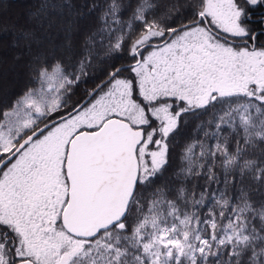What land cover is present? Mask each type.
Listing matches in <instances>:
<instances>
[{"label":"snow or ice","instance_id":"snow-or-ice-1","mask_svg":"<svg viewBox=\"0 0 264 264\" xmlns=\"http://www.w3.org/2000/svg\"><path fill=\"white\" fill-rule=\"evenodd\" d=\"M258 7L188 0L177 23L159 0H40L35 29L14 31L29 83L0 104V264H264ZM94 12L75 63L33 48L63 20L70 50L76 21ZM98 49L128 62L69 103ZM187 117L199 122L165 179Z\"/></svg>","mask_w":264,"mask_h":264},{"label":"trees","instance_id":"trees-1","mask_svg":"<svg viewBox=\"0 0 264 264\" xmlns=\"http://www.w3.org/2000/svg\"><path fill=\"white\" fill-rule=\"evenodd\" d=\"M182 0H177L176 2H172V0H159L160 3V12L168 13L172 18L175 19L177 23H179V20L185 17V14L187 12V3L186 8L182 9L181 6ZM33 4V10L30 12H35L40 4V0H0V49L7 50V54L11 57L17 56V60L21 63H27L29 56H28V50L27 46L24 44H21L19 47H13L14 42V31H18L21 29L28 30V29H35L34 21H27L25 23L22 20L13 22L11 19L7 20V15H11L12 13H15L19 11L20 9H23L25 6H28L29 4ZM71 3L74 6V9H80L81 7L86 6L87 4L92 3V0H71ZM96 3L98 5H102L104 3V0H96ZM175 6V7H174ZM258 9H261V7H258ZM98 12L90 13L85 15L83 18H80L77 21V25L74 29V31L71 33L72 37V47L70 50L63 51L62 54L55 53L56 55L62 57L65 59L66 62L75 63L76 60L80 58V54L84 51V41L87 38V36L93 32L97 26H98ZM59 21V20H58ZM57 21V22H58ZM30 22V23H29ZM32 23V24H31ZM251 26L256 29L255 23L250 22ZM7 29V31H5ZM4 31V32H3ZM41 32L44 33V31H38L37 32V38L38 43L33 45V48L39 47L43 50V46L45 43L44 40H40ZM49 37L54 36L53 31L47 32ZM52 42L54 43H60L62 40L65 39L64 36L61 35H55L52 37ZM264 36H261V44L263 43ZM46 42V41H45ZM42 43V44H41ZM100 55L98 58H96L93 61V68L89 70L88 76L83 78L80 83L75 86L73 90V94L71 95V103L77 102L80 99L83 98L84 93L86 91L91 90L94 88L97 84H99L105 77V73L108 72L112 65L115 64L117 66L121 64H126L128 62V57L125 54H117L121 58H113V57H105L103 55V51L99 50ZM2 53V52H1ZM5 54V55H7ZM3 58V54H2ZM25 72L27 73V76H25V81L22 83L18 89H16L12 96L9 98L8 103L13 100L18 94L22 92V90L28 85L29 78H28V72L27 67H25ZM27 77V78H26ZM199 121L196 117H187L182 118L181 124L179 129L173 134L172 137H170L171 143H170V153H169V162L166 165V172L164 173L165 179L171 176V174L179 168L180 166V160L179 157L181 155V149L185 143V141L189 140V138L193 135V130L196 126V124ZM177 137L179 139L177 140ZM219 171V170H217ZM199 183L203 185L204 181L203 179H199Z\"/></svg>","mask_w":264,"mask_h":264},{"label":"rangeland","instance_id":"rangeland-1","mask_svg":"<svg viewBox=\"0 0 264 264\" xmlns=\"http://www.w3.org/2000/svg\"><path fill=\"white\" fill-rule=\"evenodd\" d=\"M176 1L177 0H172V2H176ZM187 1L188 0L181 1L182 9L186 8ZM33 5L34 3L33 4L31 3L28 6H25L23 9H20L19 11L12 13L11 15H7V20L11 19L13 22H17L23 19V21L28 24L27 21H30L29 12L33 10ZM77 21H76V25H77ZM62 23H64V21L59 20L57 22V27L52 29L54 36L61 35L65 37V32L63 28L59 26ZM40 34H41L40 40L41 41L44 40L43 43H45L44 45L41 43L43 46V50L49 53H59V54H62L63 51H65V43H66L65 39L57 44V43L52 42L53 40L52 37L54 36L49 37L48 33H45V32L44 33L41 32ZM263 43H264V40H263ZM6 51L3 49H0V104L8 103V100L12 96V93L16 89H18V87L22 83H24L25 76H27V73L25 72V67L27 63L26 62L21 63L20 61H18L16 55L15 57H13V55H11L10 57ZM2 54H3V58H2ZM178 139L179 137H177V140Z\"/></svg>","mask_w":264,"mask_h":264},{"label":"flooded vegetation","instance_id":"flooded-vegetation-1","mask_svg":"<svg viewBox=\"0 0 264 264\" xmlns=\"http://www.w3.org/2000/svg\"><path fill=\"white\" fill-rule=\"evenodd\" d=\"M250 16L252 17L251 21L250 22H253L255 23V26L257 27L256 30L257 32L259 33L261 30H262V26L261 24L259 23L260 21V18L261 17H264V7H261V9H253L251 12H250ZM261 44V38L260 40L258 41V45ZM96 87V86H95ZM69 103H71V101H69Z\"/></svg>","mask_w":264,"mask_h":264}]
</instances>
